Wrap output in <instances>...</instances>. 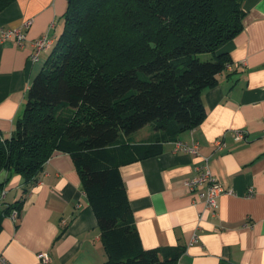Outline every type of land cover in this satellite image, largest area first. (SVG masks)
<instances>
[{"label":"trees","instance_id":"trees-1","mask_svg":"<svg viewBox=\"0 0 264 264\" xmlns=\"http://www.w3.org/2000/svg\"><path fill=\"white\" fill-rule=\"evenodd\" d=\"M14 1L0 0V11ZM242 3L67 0L14 129L0 132V230L13 210L20 216L47 159L63 151L97 221L106 254L97 264H176L182 246H141L119 166L158 154L203 119L201 94L230 63L221 48L243 28ZM146 124L154 136L129 143ZM12 174L21 176L22 195L1 201Z\"/></svg>","mask_w":264,"mask_h":264},{"label":"crops","instance_id":"crops-1","mask_svg":"<svg viewBox=\"0 0 264 264\" xmlns=\"http://www.w3.org/2000/svg\"><path fill=\"white\" fill-rule=\"evenodd\" d=\"M66 6L67 0H15L0 11V28H22L26 35L21 45L0 41L3 137L14 129L48 53L43 50L31 60L32 41L43 34L55 39ZM242 8V30L221 48L230 63L217 75V84L201 94L203 119L178 140L164 142L158 154L119 166L141 246H182L176 264H264V0H243ZM26 21L30 23L23 27ZM239 131L244 137L236 139ZM156 132L146 124L127 140L147 142ZM178 141L197 148L180 151ZM204 164L223 188L214 213L185 185ZM5 176L0 171V181ZM22 187L21 176L12 174L1 201L18 199ZM204 190L202 184L195 192ZM42 252L49 262L38 257ZM0 256L10 264L105 260L95 215L67 152L54 151L47 159L26 193L19 218L2 219Z\"/></svg>","mask_w":264,"mask_h":264},{"label":"built area","instance_id":"built-area-1","mask_svg":"<svg viewBox=\"0 0 264 264\" xmlns=\"http://www.w3.org/2000/svg\"><path fill=\"white\" fill-rule=\"evenodd\" d=\"M29 23L30 21H26L23 24V27L28 26ZM25 37V31L22 28H0V41L12 40L15 44L21 45L22 41L25 40ZM52 42V39L47 34H43L40 37L34 39L31 44L32 52L30 54V59L37 60L39 58L40 52L43 50H47ZM244 134L245 132L239 131L235 134V138L241 139L244 137ZM196 148V144L188 145L183 142H176V149L180 151L193 153ZM202 184L205 185V190L203 192H195L196 189H198V187ZM185 185L188 187L190 192H193L203 199L205 208L209 210V212H215V209L217 208V197L223 192V188L212 176L206 164L197 167L196 174L185 179ZM10 217L16 221L19 218L17 210H13L10 214ZM38 257L43 263L49 262V257L46 253H39ZM0 264L10 263H8L6 259L0 256Z\"/></svg>","mask_w":264,"mask_h":264},{"label":"rangeland","instance_id":"rangeland-1","mask_svg":"<svg viewBox=\"0 0 264 264\" xmlns=\"http://www.w3.org/2000/svg\"><path fill=\"white\" fill-rule=\"evenodd\" d=\"M145 129V128H144ZM135 134H132V136H134Z\"/></svg>","mask_w":264,"mask_h":264}]
</instances>
